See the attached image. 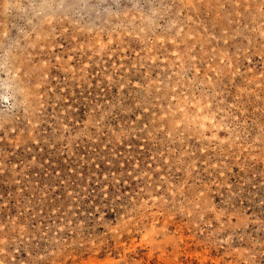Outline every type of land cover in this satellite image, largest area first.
Masks as SVG:
<instances>
[{"label":"rangeland","instance_id":"1","mask_svg":"<svg viewBox=\"0 0 264 264\" xmlns=\"http://www.w3.org/2000/svg\"><path fill=\"white\" fill-rule=\"evenodd\" d=\"M0 264H264V0H0Z\"/></svg>","mask_w":264,"mask_h":264}]
</instances>
